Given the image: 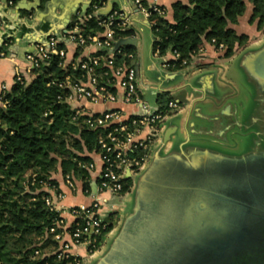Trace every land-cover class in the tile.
Masks as SVG:
<instances>
[{
	"label": "trees",
	"instance_id": "trees-1",
	"mask_svg": "<svg viewBox=\"0 0 264 264\" xmlns=\"http://www.w3.org/2000/svg\"><path fill=\"white\" fill-rule=\"evenodd\" d=\"M16 4L19 0H13ZM97 2V1H96ZM251 6L249 24L257 32L264 29V0H185L175 2L172 18L153 14L150 18L157 31L153 51L166 57L175 52L174 62L180 68L182 61L191 65V58L207 43L221 58L233 56L246 39L232 28ZM78 24L84 35H94L102 29L95 23L79 24L77 16L68 25ZM154 28V27H153ZM132 29L115 30V38L130 40ZM62 39V38H61ZM8 41L0 49L8 51ZM222 46L219 49V46ZM63 42L58 48H63ZM121 52L134 54V46L125 43ZM119 62L132 66L131 59L117 56ZM63 59L54 56L35 68L23 83H15L4 94L7 106L0 107V264H75L73 257L58 259L55 253L44 255L41 242L46 231L58 219L49 210L45 199L50 198L47 189L57 188L53 174L80 178L89 188V173L83 167L91 162L100 130H87V116L74 118V109L62 101L67 89L62 87L65 77L76 80L81 72L63 68ZM98 72L103 69L98 68ZM160 94L156 104L163 109ZM61 97V100L58 99ZM169 99V97H168ZM131 182L125 181L124 192ZM114 213L104 218L107 226L93 238L89 247L98 249L104 237L113 227ZM39 252L38 255L35 252Z\"/></svg>",
	"mask_w": 264,
	"mask_h": 264
},
{
	"label": "water",
	"instance_id": "water-1",
	"mask_svg": "<svg viewBox=\"0 0 264 264\" xmlns=\"http://www.w3.org/2000/svg\"><path fill=\"white\" fill-rule=\"evenodd\" d=\"M32 1L36 4L29 9L37 10L40 0ZM46 1L47 9L56 0ZM111 11L109 6L100 13ZM132 42L119 39L115 46ZM238 68L251 80L252 104L242 113L257 119L264 138V41L244 52ZM185 94L183 90L173 99L186 104ZM201 119L210 122L206 116ZM172 134L166 131L165 140ZM130 192V210L95 264H264V152L234 157L190 148L157 154L133 178Z\"/></svg>",
	"mask_w": 264,
	"mask_h": 264
},
{
	"label": "crops",
	"instance_id": "crops-1",
	"mask_svg": "<svg viewBox=\"0 0 264 264\" xmlns=\"http://www.w3.org/2000/svg\"><path fill=\"white\" fill-rule=\"evenodd\" d=\"M20 1V0H19ZM93 1H97L103 8L109 6L113 10H119L129 15L133 25V36L129 38L134 42L133 59L131 60L136 70L138 79L147 83L145 90H142L143 99L148 93L152 97V103L144 101L151 107H155L158 95L167 94V97L174 98L183 90L186 91V104L179 103V111L170 116L164 122L160 139L152 149L150 159L157 154L164 156L171 152H185L190 148L214 149L227 153L228 155L239 157L251 153L264 152V138L259 131L257 119L248 113L243 114L242 108L252 104L251 90L244 91L239 77L236 76L238 70L233 63L239 62L244 52L259 47L263 41L257 32L255 25L249 24L251 6L247 5L245 14L238 20L232 28L237 35H243L256 40L247 44L246 48L236 50L230 58H221L218 52L209 44L204 43L199 49L202 50L201 58L187 68L176 72L169 71L162 64V60L155 58L153 52L152 31L146 21L132 6L130 0H56L46 9V0L39 1V8L30 10L29 7L36 4L32 0H27V4L14 6L8 5V0H0V46L8 41V51L14 56L0 60V86L4 85L8 90L13 84L14 73L17 68H23L25 63L23 55L26 51H31L34 44L42 40L48 33L60 34L65 32L64 24L69 25L73 18L81 9H85ZM151 0H145L149 4ZM175 2H185V0H159V4L165 10V18L171 20V7ZM24 6V9H22ZM77 8L75 14L72 11ZM88 8V7H87ZM149 32L151 35L150 48L143 47V38ZM258 37V38H257ZM67 60L76 58L81 51H75L72 46H67ZM83 54V52H82ZM166 59L172 60L170 53ZM125 63V62H124ZM230 67L232 70H230ZM233 71V72H232ZM123 110L132 111L131 106L117 105ZM112 106L109 105H86V109L92 113H99ZM208 117L210 122L203 124L201 118ZM237 121L240 128L237 127ZM234 125L231 128V125ZM164 131V132H163ZM174 132L169 139L165 140V132ZM93 169L89 171V188L84 187V182L80 178L63 175L61 171L53 174L52 179L57 183V188L47 189L54 206L64 211L61 213L64 227L59 231L65 232L69 224L73 221L67 211L81 205L88 206L95 196V186L99 179L101 162L93 151L91 154ZM67 177L70 179L68 183ZM86 189L88 191H86ZM61 198L57 199L56 195ZM132 202L130 190L121 198L111 199L104 207L103 213L106 217L112 210V206L121 207V212L117 220L113 221L112 229L106 234L101 246L93 253H88V246L79 245L72 249V253L78 257V264H95L101 256L108 243L115 234L122 216L127 212V206ZM69 236L64 233L63 240L68 241ZM42 253L48 255L57 252L59 243L53 235H45L41 242Z\"/></svg>",
	"mask_w": 264,
	"mask_h": 264
},
{
	"label": "built area",
	"instance_id": "built-area-1",
	"mask_svg": "<svg viewBox=\"0 0 264 264\" xmlns=\"http://www.w3.org/2000/svg\"><path fill=\"white\" fill-rule=\"evenodd\" d=\"M132 6L142 18L148 22L151 31H157L155 24L150 18L153 14L165 16V10L159 4V0H151L149 4L145 0H130ZM9 6H14L13 0H8ZM102 5L93 1L85 13H77L79 24L85 21L95 23L102 31L94 35H84L78 24L75 23L71 28L66 29L61 37L50 34L44 43L34 44L31 51L23 55L25 66L17 68L14 73L13 81L23 83L32 71L42 63L50 61L57 56L63 59V68L81 72L78 79L72 80L69 76L65 77L62 87L67 89L62 101L68 103L74 109V118L87 116L85 125L87 130L102 131L98 135L95 145V153L101 162L99 179L95 186V196L92 203L88 206L81 205L68 212L73 221L69 224L66 231H59L64 227L61 213L50 198L45 199L49 210L54 211L58 219L46 231L47 235H53L59 243V249L55 254L58 259L73 257L78 260L76 254L72 253L75 246H88V253L93 254L89 247L94 242L95 237L107 226L104 222L103 207L111 200L124 196L125 181L129 180L132 185L133 178L144 169L150 159L153 145L159 141L164 122L170 116L176 114L180 109V104L174 99L169 98L164 108L161 110L156 105L151 108L143 99L142 90L148 85L138 79L134 66L119 62L117 56L133 59L132 54L121 52L120 46L116 47L115 30L132 28V21L128 14L113 10L109 14L100 13ZM154 27V28H153ZM153 33V32H152ZM62 38V39H61ZM153 43L157 38L153 36ZM63 48H58L60 43ZM72 46L75 51H81L76 58L67 60V46ZM219 49L222 48L220 45ZM83 52V54H82ZM202 50L192 56L191 64L197 58H201ZM155 58L162 60V64L169 71L176 72L185 69L186 62L180 63V68H176L174 62L178 59L175 52L170 53L172 60L158 55L157 50L152 52ZM9 51L0 49V60L13 58ZM103 69L98 72L97 69ZM7 89L4 85L0 86V107L7 106L4 94ZM61 100V97H58ZM109 105L112 106L99 113H92L86 109V105ZM117 105L131 106L133 109L127 112ZM88 172L93 169L92 164L83 166ZM129 177L126 179V174ZM70 178L67 177L68 183ZM88 183L90 181L88 180ZM131 188V187H130ZM130 190V189H129ZM86 191H88L86 189ZM61 198L60 194L56 195ZM121 207L112 206L111 212L119 214ZM69 236V240H63V234ZM105 238V237H104ZM36 255L39 252H35ZM75 264H78L76 261Z\"/></svg>",
	"mask_w": 264,
	"mask_h": 264
},
{
	"label": "rangeland",
	"instance_id": "rangeland-1",
	"mask_svg": "<svg viewBox=\"0 0 264 264\" xmlns=\"http://www.w3.org/2000/svg\"><path fill=\"white\" fill-rule=\"evenodd\" d=\"M258 37L261 38V41L264 40V34L263 35L261 34ZM254 40H256V37H254L253 39L246 37V39L242 42V44L240 45V47L238 49L246 48L247 44H250ZM150 46H151V35L149 32H147L143 38V47H145V48L149 47L150 48ZM234 65H235V69L238 70L236 76L239 77V81L242 83V87H243L242 89L244 91H247L246 88H248V84H250L249 82L251 80L248 78V81H247V77L242 74L241 70H239L237 63H233V66ZM230 70H232L231 67H230ZM252 89L254 90V87H252ZM144 99L149 101L150 103H152V97L148 93L145 94ZM167 101H168L167 96H161V103L160 104L165 106ZM252 107L254 110H256V106L255 107L252 106ZM130 207H131V204H129V206H127V210H130ZM117 218H118V215L117 216L115 215V220H117Z\"/></svg>",
	"mask_w": 264,
	"mask_h": 264
}]
</instances>
